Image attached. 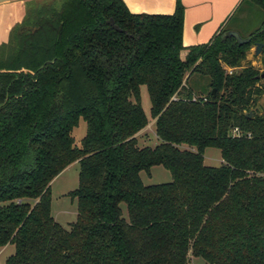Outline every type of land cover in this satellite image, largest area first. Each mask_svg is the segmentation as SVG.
Instances as JSON below:
<instances>
[{"label": "trees", "instance_id": "16d2710c", "mask_svg": "<svg viewBox=\"0 0 264 264\" xmlns=\"http://www.w3.org/2000/svg\"><path fill=\"white\" fill-rule=\"evenodd\" d=\"M32 1L0 44V248L14 247L4 264H186L189 252L264 264V86L242 64L264 43V20L248 43L222 29L185 47L181 0L171 14L132 13L123 0ZM243 4L264 12V0ZM142 85L153 147L139 145ZM206 147L220 165L204 164ZM75 161L77 215L64 228L50 182ZM153 165L171 181L144 185L139 172Z\"/></svg>", "mask_w": 264, "mask_h": 264}, {"label": "rangeland", "instance_id": "374dc122", "mask_svg": "<svg viewBox=\"0 0 264 264\" xmlns=\"http://www.w3.org/2000/svg\"><path fill=\"white\" fill-rule=\"evenodd\" d=\"M45 0H34L30 6L40 5ZM27 4V5H28ZM249 6L248 11L244 10V13H236L235 17L230 21L229 25L224 27L223 30H230L231 28L240 29V36L245 38L254 33L256 29L259 28L261 22L264 20V12L255 6L254 4H247ZM251 6V7H250ZM25 9V8H24ZM26 10V9H25ZM243 11V10H242ZM241 14V15H239ZM244 14V16H243ZM244 66H252L258 69L260 72L264 70L263 64V52L255 55L253 53L252 45L246 52V57L242 62ZM240 70V68H236ZM197 84L196 86L205 87L207 84V78L196 76L194 80ZM263 82V81H260ZM259 82V83H260ZM198 87V88H199ZM205 89V88H204ZM140 102L143 111L149 120L146 127L141 131V135L148 134V140L140 141L139 145L144 146H155L158 143V139L154 134V124L151 122L150 117V101L147 93V89L144 85L140 87ZM257 105L264 109V92L258 98ZM151 122V123H150ZM86 123L83 118H79L77 126L72 129L71 135L73 136L74 143L80 145V140L85 135ZM180 149L187 148V145L180 144ZM203 162L208 166H218L221 164L222 159L220 155V150L216 147H206L203 152ZM78 163H74L63 169L57 176H55L50 182V211L54 220L63 226L68 228L69 224L76 219L77 215V204L76 198L69 195V192L74 190L78 184ZM141 181L144 185L164 183L171 181V174L162 165H153L150 168L149 173L145 171L139 172ZM121 208L123 211V216L126 217L125 204L121 203ZM14 251L13 244H6L5 247L0 252V264L5 263V259L11 255ZM186 264H209L202 257H194L188 253Z\"/></svg>", "mask_w": 264, "mask_h": 264}, {"label": "crops", "instance_id": "0c3cea01", "mask_svg": "<svg viewBox=\"0 0 264 264\" xmlns=\"http://www.w3.org/2000/svg\"><path fill=\"white\" fill-rule=\"evenodd\" d=\"M27 1L0 0V44L8 40L12 29L22 21ZM123 1L132 13L171 14L175 9V0ZM181 3L184 6L182 43L185 47L209 42L229 25L236 13L242 14L249 9L243 0H181ZM230 31L241 33L238 26Z\"/></svg>", "mask_w": 264, "mask_h": 264}, {"label": "water", "instance_id": "95a60500", "mask_svg": "<svg viewBox=\"0 0 264 264\" xmlns=\"http://www.w3.org/2000/svg\"><path fill=\"white\" fill-rule=\"evenodd\" d=\"M229 35L233 36L239 44H243V43H248L250 41L249 37L246 38H242L236 31H229ZM264 49V43L262 42H254L253 44V53L255 55L260 54ZM263 61H264V57H263ZM261 81H263V86H264V70H262L259 75L257 76ZM214 91V90H212ZM257 107L259 108V110H261V108L257 105ZM248 115L250 117L253 116V112L249 111Z\"/></svg>", "mask_w": 264, "mask_h": 264}, {"label": "built area", "instance_id": "2783aa9c", "mask_svg": "<svg viewBox=\"0 0 264 264\" xmlns=\"http://www.w3.org/2000/svg\"><path fill=\"white\" fill-rule=\"evenodd\" d=\"M225 69H226V71H227L228 73H231L232 70H233V68H231V67H225ZM236 131H237V128L234 129V132H236Z\"/></svg>", "mask_w": 264, "mask_h": 264}]
</instances>
